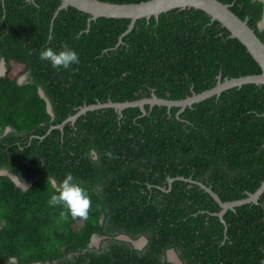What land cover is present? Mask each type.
<instances>
[{"label":"trees","instance_id":"1","mask_svg":"<svg viewBox=\"0 0 264 264\" xmlns=\"http://www.w3.org/2000/svg\"><path fill=\"white\" fill-rule=\"evenodd\" d=\"M220 1L264 41L257 26L264 0ZM60 4L0 0V59L28 73L23 81L0 76V169L26 185L0 175V264H176L170 250L181 264H263L264 193L228 209L224 224L220 204L198 182L222 201L260 187L264 85L233 87L182 112L149 104L145 113L92 109L58 127L84 105L153 93L184 99L219 76L260 73L247 47L196 8L137 19L124 34L128 18L88 23L90 15L71 6L56 14ZM65 44L78 65L54 69L40 60L45 48L59 52ZM69 172L91 197L87 220H63L64 209L48 205V175L62 181Z\"/></svg>","mask_w":264,"mask_h":264},{"label":"water","instance_id":"2","mask_svg":"<svg viewBox=\"0 0 264 264\" xmlns=\"http://www.w3.org/2000/svg\"><path fill=\"white\" fill-rule=\"evenodd\" d=\"M60 1L61 4L57 9L56 14L59 12V10L71 6L89 14L90 17L88 18V23L99 17L130 19V25L124 34L129 33L134 27L136 20L140 18L145 17L150 19L152 16H154L156 19H158L160 14L173 9H200L210 15L212 20H217L222 24V26L226 27L229 30L231 37L237 38L239 41H241L261 67L260 73L225 78L224 80H222V77L219 76L218 82L214 87L204 90L200 93L194 92L191 96H188L184 99H166L153 93L149 98H142L133 101L114 102L109 100L105 103L98 102L95 104L84 105L74 115L69 116L65 121L59 124L58 127L60 128H63L66 122H74L81 114L92 109L114 107L120 114H122L124 109L138 106L145 113V105L149 104L151 107L154 105H165L168 108L176 106L179 107L180 112H182L187 106H192L194 103L200 102L214 95H220L223 91L233 87H241L248 83L264 85V41L259 38L254 29L248 24V18L242 19L231 10V4L224 3L220 0H145L130 3H116L103 0ZM263 27L264 26H261L260 28ZM120 41H122L121 38ZM40 93L42 96H44V92L42 90H40ZM46 100L48 111L52 114L51 104L47 98ZM9 130L10 128H7L6 131ZM0 175H9L18 185L21 184L19 178L6 169H0ZM172 181L173 179H170V182ZM198 183L220 204L221 210L217 213V215L224 224H226L224 214L228 209L234 210L235 207L246 203H257L260 196L264 193L263 181L255 192H248V195L245 198L233 201H222L220 196L215 191H213L211 187L201 182ZM95 237L96 236L93 237V240ZM141 239L146 242V238L142 237Z\"/></svg>","mask_w":264,"mask_h":264},{"label":"clouds","instance_id":"3","mask_svg":"<svg viewBox=\"0 0 264 264\" xmlns=\"http://www.w3.org/2000/svg\"><path fill=\"white\" fill-rule=\"evenodd\" d=\"M257 26H264V16H261ZM39 58L42 61H48L54 69H69L71 65L80 63L78 54L67 44L62 45V50L59 52L47 47L40 52ZM90 152L95 153V149H91ZM105 155L109 159L113 158L111 152H106ZM47 184L52 190L48 205L50 207L60 206L64 209L60 212L61 219L67 220L69 216L74 220L89 218L92 208L91 197L83 186L74 182L72 173H67L62 181H57L55 177L48 175Z\"/></svg>","mask_w":264,"mask_h":264},{"label":"flooded vegetation","instance_id":"4","mask_svg":"<svg viewBox=\"0 0 264 264\" xmlns=\"http://www.w3.org/2000/svg\"><path fill=\"white\" fill-rule=\"evenodd\" d=\"M27 72H25L24 64L20 62H14L9 65L4 57L0 59V76L11 75V76H19L18 81H23ZM23 76V77H22ZM23 188H26L25 182L20 181Z\"/></svg>","mask_w":264,"mask_h":264},{"label":"rangeland","instance_id":"5","mask_svg":"<svg viewBox=\"0 0 264 264\" xmlns=\"http://www.w3.org/2000/svg\"><path fill=\"white\" fill-rule=\"evenodd\" d=\"M23 77V76H22ZM101 239L98 238V237H95L94 240H93V244H96L98 245L100 243ZM135 244L138 246V247H141L145 244L144 240L140 239V240H137L135 241ZM169 259L173 262H175L176 264H181L180 263V260L178 259L176 253L173 251V250H170L169 251Z\"/></svg>","mask_w":264,"mask_h":264}]
</instances>
